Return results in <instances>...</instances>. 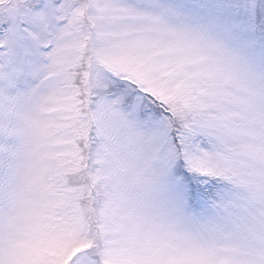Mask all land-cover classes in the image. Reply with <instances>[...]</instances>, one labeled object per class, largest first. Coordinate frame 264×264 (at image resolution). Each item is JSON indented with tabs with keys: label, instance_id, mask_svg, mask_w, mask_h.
Instances as JSON below:
<instances>
[{
	"label": "snow or ice",
	"instance_id": "snow-or-ice-1",
	"mask_svg": "<svg viewBox=\"0 0 264 264\" xmlns=\"http://www.w3.org/2000/svg\"><path fill=\"white\" fill-rule=\"evenodd\" d=\"M0 264H264V0H0Z\"/></svg>",
	"mask_w": 264,
	"mask_h": 264
}]
</instances>
